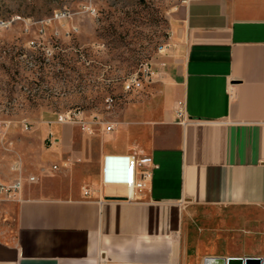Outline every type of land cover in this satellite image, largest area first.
<instances>
[{"label": "crops", "instance_id": "obj_1", "mask_svg": "<svg viewBox=\"0 0 264 264\" xmlns=\"http://www.w3.org/2000/svg\"><path fill=\"white\" fill-rule=\"evenodd\" d=\"M168 45L150 145L131 150L124 136L119 146L101 142L91 194L20 190L13 233L0 236V264H187L186 204L264 205V0H187ZM130 151L136 173L152 170L147 187L126 198Z\"/></svg>", "mask_w": 264, "mask_h": 264}, {"label": "rangeland", "instance_id": "obj_2", "mask_svg": "<svg viewBox=\"0 0 264 264\" xmlns=\"http://www.w3.org/2000/svg\"><path fill=\"white\" fill-rule=\"evenodd\" d=\"M183 3L0 0V18L8 21L0 26V118L10 119L0 139V179L13 175L9 166L17 159L23 196L80 195L81 185L91 194L100 182L101 142L119 146L125 137L131 150L149 146L163 111L169 45L159 49L170 41ZM54 10L66 15L46 23L41 36L23 19ZM71 24L76 30L65 32ZM30 38L38 45L28 46ZM140 64L163 71L124 90ZM73 107L82 109L88 129L55 120ZM97 117L112 121V130L104 131ZM14 203L0 198V236L13 233ZM182 232L187 264H203L208 255L264 256V205L186 204Z\"/></svg>", "mask_w": 264, "mask_h": 264}, {"label": "built area", "instance_id": "obj_3", "mask_svg": "<svg viewBox=\"0 0 264 264\" xmlns=\"http://www.w3.org/2000/svg\"><path fill=\"white\" fill-rule=\"evenodd\" d=\"M187 1V0H182ZM86 9H88L91 13H94V7L91 5H87ZM66 15V11L64 10H54L49 15L42 16L37 19H31L29 17H23L25 22H31L36 24L35 30L36 32L41 36L44 32V25L48 22H50L52 19L60 18L62 16ZM13 18V17H11ZM8 23L7 20L0 18V26H4ZM77 26L74 24H71L65 32L76 30ZM26 44L30 47H35L38 45V42L30 38L26 41ZM169 42L162 43V46L160 47L159 51H164L167 48V45ZM43 47V45L41 46ZM45 52L47 54L50 53L49 48H45ZM163 70L152 68L150 65H142L139 66V73L133 74V79L130 82V84H122V87L124 90L130 89L133 86H136L140 83V79H148L152 76H159L161 75ZM164 72V71H163ZM108 104L110 103V98L106 99ZM173 115L176 122L183 123L186 121L185 114H183V107L182 102L180 100H175L174 104L172 106ZM55 120L58 122L63 121H69L77 123V125L81 129H88L89 125L87 123V120L84 118L82 109L78 107H73L71 109H67L64 112H58L56 114ZM10 122V119L3 117L0 118V139L2 138L4 131L8 127ZM95 122L99 123L104 131L112 130L113 128V122L112 121H103L102 118L97 117L95 119ZM137 153L135 151H130L127 154H125V163L123 166V172H124V178L123 183L126 187V198H132L136 194H139L141 191H143L147 187V183L150 180L151 177V170L152 165H149L148 167L140 169L136 173V162H137ZM13 170V175L9 177L8 179H0V198L5 200H12V201H18L20 196V190L22 186V177L20 174V165L18 163L17 159H14L10 166ZM52 168H55L56 165L54 163L51 164ZM106 165L102 163L101 165V172H104L106 170ZM81 193L83 195L89 194V188L85 185L80 186ZM111 264H123V263H111ZM146 264H165V263H146Z\"/></svg>", "mask_w": 264, "mask_h": 264}, {"label": "water", "instance_id": "obj_4", "mask_svg": "<svg viewBox=\"0 0 264 264\" xmlns=\"http://www.w3.org/2000/svg\"><path fill=\"white\" fill-rule=\"evenodd\" d=\"M112 197V196H109ZM214 257L215 264H231L233 261H237L238 264H249L252 262L253 264H264V256H221V255H208L203 259V264H209L210 258Z\"/></svg>", "mask_w": 264, "mask_h": 264}, {"label": "bare ground", "instance_id": "obj_5", "mask_svg": "<svg viewBox=\"0 0 264 264\" xmlns=\"http://www.w3.org/2000/svg\"><path fill=\"white\" fill-rule=\"evenodd\" d=\"M50 54V53H49ZM214 257H211L210 259V262H209V264H215L216 262H215V260L213 259ZM231 264H238V262L237 261H233V262H231ZM249 264H253L252 262H250Z\"/></svg>", "mask_w": 264, "mask_h": 264}]
</instances>
